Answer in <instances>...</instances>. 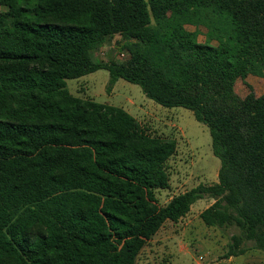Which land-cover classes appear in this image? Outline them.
<instances>
[{"label": "trees", "instance_id": "trees-1", "mask_svg": "<svg viewBox=\"0 0 264 264\" xmlns=\"http://www.w3.org/2000/svg\"><path fill=\"white\" fill-rule=\"evenodd\" d=\"M115 35L128 60L95 62ZM98 70L108 91L121 79L191 111L217 182L159 206L177 144L70 94L67 80ZM248 76L264 78V0H0V264H136L204 198L202 223L236 231L225 259L264 251V94L234 90Z\"/></svg>", "mask_w": 264, "mask_h": 264}, {"label": "rangeland", "instance_id": "rangeland-1", "mask_svg": "<svg viewBox=\"0 0 264 264\" xmlns=\"http://www.w3.org/2000/svg\"><path fill=\"white\" fill-rule=\"evenodd\" d=\"M186 29L194 31L190 25ZM199 32L198 40L203 42L205 29L200 27ZM91 55L97 63H122L129 58L119 35L95 47ZM108 81V72L98 70L79 79L67 80L66 87L74 97L122 108L148 134L176 142V152L167 162L169 188L155 193L159 206L198 185L217 182L220 162L212 153L208 129L195 120L191 111L180 107L164 108L146 98L139 86L121 79L108 91ZM237 81L235 92L248 94L249 84L240 79ZM260 81L256 88L261 94L264 93V80ZM210 204L212 200L204 198L193 204L189 214L177 223L166 222L140 251L136 264H264V251L254 249L252 243L245 244L244 254L224 258L230 236L236 231L207 227L202 223L200 212Z\"/></svg>", "mask_w": 264, "mask_h": 264}, {"label": "crops", "instance_id": "crops-1", "mask_svg": "<svg viewBox=\"0 0 264 264\" xmlns=\"http://www.w3.org/2000/svg\"><path fill=\"white\" fill-rule=\"evenodd\" d=\"M260 80H264V79H260V78H257V77H254V76H248L246 79H245V82L247 83V84H249V85H251V87L254 89V94L257 96V97H259L260 95H262V94H264V93H257L258 92V89L256 88V86H259V84L261 83V81ZM238 81H236L235 82V85H234V89H235V86L238 84L237 83ZM256 84V85H255ZM255 86V87H254ZM256 88V89H255ZM236 94L239 96V97H241V98H244L246 95H247V93L246 92H242L241 94H238L237 92H236ZM212 203H213V200H212ZM211 205V204H210ZM209 205V206H210ZM192 210V207H191V209H190V211ZM201 213V212H200ZM189 214V213H188ZM187 214V215H188ZM230 258H234V257H230ZM230 258H228V259H230Z\"/></svg>", "mask_w": 264, "mask_h": 264}]
</instances>
